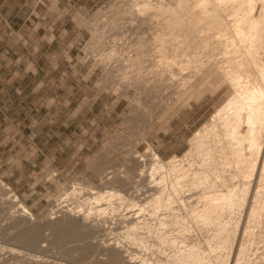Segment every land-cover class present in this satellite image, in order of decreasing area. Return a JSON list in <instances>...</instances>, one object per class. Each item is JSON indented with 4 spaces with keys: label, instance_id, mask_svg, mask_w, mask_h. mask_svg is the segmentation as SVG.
Instances as JSON below:
<instances>
[{
    "label": "rangeland",
    "instance_id": "1",
    "mask_svg": "<svg viewBox=\"0 0 264 264\" xmlns=\"http://www.w3.org/2000/svg\"><path fill=\"white\" fill-rule=\"evenodd\" d=\"M120 3L121 0H0V182L9 186L19 200L17 204L11 193L0 188V264H15L16 261L26 264L34 258L37 262L40 259L43 263L49 260L56 262L57 257L62 258L61 262H57L59 264H90L87 261L99 264L103 254L95 245L103 237L120 239L123 249L128 248L131 256L140 253L141 257H133H140L137 260L144 258L142 253H146L145 257L156 258V252L157 256L163 252V260L159 259L161 264H166L164 257L174 252L173 247L163 245L164 249L159 246L158 251L152 254L151 248H144L139 243L140 247L137 246L138 240L134 244L133 239L127 237L126 229L119 227V221L125 214L139 211L138 207L126 206L127 203L119 199V209L115 202L117 198L113 197L112 209L111 204H105L103 200L102 207L108 206L105 211L97 210V214L96 209H92L96 204L95 199L92 200L91 189L124 194L125 191L121 190L113 177H107L108 180L103 177L104 169L122 171L136 163L140 156L148 158L151 150L165 159L175 154L183 155L190 148L189 138L210 119L230 90L213 76L202 78L194 68L183 71L178 67L172 68L175 73L172 79V70L168 68L143 67L135 70L123 66V62L118 63L117 58L125 57L122 52L126 51L120 48L113 51L112 59L106 57V53L112 52L110 40L121 38L128 32L115 24L128 21ZM103 13L108 19L103 16L99 22L101 25L108 22L110 29L100 31L104 35L93 33L97 30L95 20ZM100 24L97 31L101 30ZM160 75L162 78L169 77L168 88L162 85L163 79L162 83L157 81ZM134 80L148 84L147 87H161H153V91L149 95L146 92L148 96L144 94L143 97V93L132 87ZM135 101L138 109L133 108ZM132 108L136 112L131 111ZM77 183L82 188L81 191L77 189L79 192L75 191ZM85 196L92 201L87 202ZM20 202L30 211L28 218L30 216L31 222L40 227L41 238H38L40 242L37 240V244L44 247L37 244L31 247L25 243L24 237L17 236L16 216L13 217L23 211ZM127 207L130 210H126ZM67 208L77 216L91 210V216L83 222L84 225L88 222L86 226L76 222L78 234L81 235L80 230H84L82 236H78L81 240L70 237L71 241L66 238L61 244L55 240L50 222L62 216ZM181 212L187 215L185 209ZM239 216L233 215L229 222V232L233 233L229 250H232L229 252L227 249L223 258L235 251L239 232L237 236L231 229L233 221ZM152 220L148 219L151 226ZM259 222L257 233L256 225L252 224L255 227L250 228L251 236L246 237L247 246L250 251L253 250L250 252V257L253 252V259L250 258L253 261H248L252 264H264V214ZM89 224L97 231L102 229L100 232L94 229L92 234L93 228H89ZM191 226L187 231L188 237L194 234L192 239H201L205 246L203 238L206 229L195 222H191ZM85 227H88L89 233L85 232ZM118 227L124 229L123 233L121 229L118 232ZM177 232L174 231L175 234ZM147 233L145 230L142 235H149ZM72 240L77 242L73 243ZM84 240L93 242L94 249L91 247L88 251L93 256L86 252L87 256L79 249L80 244H85ZM124 245L127 247L124 248ZM9 249L10 252L13 249L11 254ZM67 250L69 254H66ZM19 251L23 253L20 255ZM96 253L98 258L94 256ZM211 256V263L219 264V259L216 256L213 258V254ZM248 262L242 261L240 264Z\"/></svg>",
    "mask_w": 264,
    "mask_h": 264
},
{
    "label": "bare ground",
    "instance_id": "2",
    "mask_svg": "<svg viewBox=\"0 0 264 264\" xmlns=\"http://www.w3.org/2000/svg\"><path fill=\"white\" fill-rule=\"evenodd\" d=\"M121 3L119 6H122L121 10H124V17L128 18V21L123 22L124 24H120L121 22L115 24L128 32L121 38L115 37L110 40L112 52L106 53V57L112 59L113 51L120 48L126 51L122 54L125 53L124 56H128L117 58V62H123V66L132 67L135 70H141L143 67L168 68L172 70V79L175 75L172 68L178 67L181 71L194 68L199 75H202V78L213 76L217 81H221L222 85L226 84L230 91L210 119L196 129L189 138L190 148L183 155L175 154L165 159L158 152L150 149L148 158L140 156L136 163L122 171L113 168L109 171L104 169L103 177H113L115 183L125 191L124 194L129 196L122 194L121 191V193L119 191L101 192L91 189V197L92 200L95 199L96 204L91 207L93 210L96 209V213L97 210L105 211L108 206L102 207L105 201V204L107 202L111 204L109 206L112 209V201L115 200L113 197L117 198L115 202L118 206L119 199L124 200L127 203H124L126 206H137L139 211L129 212V207L125 208L129 209V213L122 215L119 227L126 229L127 237L133 239V242L138 240L137 246L140 244L142 247L145 246L144 248H151L152 251H149L152 254L158 251L159 246L173 247V254L169 256V251L167 254L169 257L163 256L166 264H212L210 260L212 254L213 258L216 256L219 259V264L248 262L253 254L252 252L250 257V252L253 250L250 251L249 245L247 246L246 237L249 234L251 236L250 228L254 226L252 224L257 227L264 214V0H121ZM103 16L108 19L104 13L96 19L94 24L97 30L99 20ZM108 27V22L103 23L101 30H95L93 33L103 34L102 32L110 29ZM141 33L144 34L140 36ZM130 41L132 43L129 44ZM120 59L123 60L120 61ZM117 62L113 63L117 64ZM159 77L157 81L164 82L162 85L165 84L167 87H164L168 88L169 77ZM134 81L132 87L138 90L137 92L143 93V97L147 95L146 92L149 95L153 87L160 86L154 84L155 86L147 87L148 84L140 83L139 80ZM136 104L135 101L132 106L138 109L135 107ZM79 183L75 191L77 189L81 191ZM0 184L2 190L11 193V196L17 200V194L9 186L1 182ZM68 194L70 195V192ZM143 195L145 196L142 197ZM86 197L88 202L89 199ZM18 202L19 200L17 204ZM19 205L23 211L13 217L16 216L14 223L18 226L17 236L24 237L25 243L29 246H36L37 240L38 243L40 242L38 238H41L39 237L41 229L36 223L31 222L33 220L29 219L30 216L28 218L30 211L27 207L21 202ZM183 208L187 215L182 214ZM53 210L56 212L55 209ZM144 210L145 213H142ZM90 211L83 216H77L71 212V209H64L62 216L50 222L55 240L62 244L66 238L71 241L70 237L82 236L84 230H80L81 235L78 234L76 222L84 225L83 222L91 216ZM236 214L240 216L233 221V226L231 224V231L234 230L236 234L239 232L238 241L234 253L226 254L227 257L223 258V254L227 249L229 250L232 243L233 233L229 232V222ZM149 218L155 220V223L152 220L153 225L155 224L153 228V225L148 224ZM191 222L206 229L205 238H203L205 246L201 239H192L194 234L188 237L187 231H190ZM90 224L88 227L93 228L91 230L93 234L95 227ZM88 227L84 229L89 233L90 230L86 229ZM119 227L118 232L121 229L123 233L124 229ZM99 230L97 232H100ZM145 230L149 235H142ZM174 231H178L177 234ZM257 231L258 227L255 234ZM193 233H195L194 230ZM120 235H122L121 232ZM85 236L86 233H84ZM79 239L78 243L81 240ZM101 239L103 240L99 243L97 240V244H94L103 254L100 256L99 264H161L163 252L161 256H159L160 253L157 256L156 252V259L152 255L153 258L145 257L146 253L143 254L141 251L144 258L137 260L141 257L140 253L137 254L140 257L134 259L133 257L137 255L131 256L132 253L128 248L123 249L119 236V241L116 237ZM74 241L72 240L73 243ZM84 242L85 244L79 245V249L81 248L86 254L90 251L93 242L87 243L86 240ZM250 242L251 246L252 241ZM41 247H39L40 250ZM126 247L124 245V248ZM92 248L94 249V246ZM67 249L71 251L69 247ZM68 250L66 254H69ZM88 253L93 256L90 252ZM94 256L99 257L97 253ZM27 258L26 261L29 260ZM34 259H30L31 262L28 263L59 264L57 262H61L62 258L57 257L58 261L49 260L50 262L45 261V263L41 262V259L40 262ZM252 259L250 261H253ZM87 263L94 262L87 261ZM15 264H18L17 261ZM248 264L252 263L248 262Z\"/></svg>",
    "mask_w": 264,
    "mask_h": 264
}]
</instances>
